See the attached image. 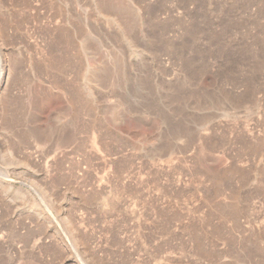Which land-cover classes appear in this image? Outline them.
I'll use <instances>...</instances> for the list:
<instances>
[{
  "label": "rangeland",
  "instance_id": "obj_1",
  "mask_svg": "<svg viewBox=\"0 0 264 264\" xmlns=\"http://www.w3.org/2000/svg\"><path fill=\"white\" fill-rule=\"evenodd\" d=\"M0 264H264V0H0Z\"/></svg>",
  "mask_w": 264,
  "mask_h": 264
}]
</instances>
